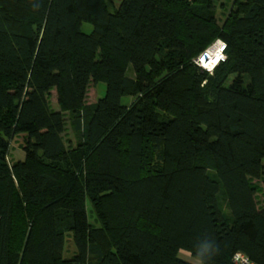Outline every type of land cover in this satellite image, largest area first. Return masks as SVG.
Instances as JSON below:
<instances>
[{
	"label": "trees",
	"instance_id": "trees-1",
	"mask_svg": "<svg viewBox=\"0 0 264 264\" xmlns=\"http://www.w3.org/2000/svg\"><path fill=\"white\" fill-rule=\"evenodd\" d=\"M217 1L0 0V264H264V0Z\"/></svg>",
	"mask_w": 264,
	"mask_h": 264
},
{
	"label": "rangeland",
	"instance_id": "rangeland-1",
	"mask_svg": "<svg viewBox=\"0 0 264 264\" xmlns=\"http://www.w3.org/2000/svg\"><path fill=\"white\" fill-rule=\"evenodd\" d=\"M222 1H223V3H222ZM231 1L232 0H219L215 3L217 6V16L219 17L220 20H222L224 18V16L228 13V10L230 9V6H231ZM113 2L116 5H118L120 3V0H113ZM222 4H225V5L222 6ZM81 30L83 32L90 33L93 30V25L89 22H83L81 25ZM198 57H196L194 59V61H196V59ZM128 75L131 77L134 76V72L132 71V69L128 70ZM106 87H107V85L105 82H99L97 85L91 86L89 91H88V94H87V102L93 103L96 100H98L99 98L103 97L105 95V92H106ZM49 100H50L52 108L55 110H59L60 106L58 104L57 92L55 89L51 92ZM122 100H123L124 104L130 103L132 101V96H130V95L124 96L122 98ZM69 116H70V113L67 114V117H69ZM67 122H68V119H67ZM65 138H66V140H68V142L75 141L74 140L75 137L72 134V131L69 127L67 129ZM24 141H25V139H24L23 134H18L12 139L10 152H9V161L10 162L24 158L25 153H24V150L22 147L24 144ZM255 182L258 184V186L261 189L258 196L263 198L264 197L263 196L264 195V183L261 180L260 181L256 180ZM89 218H90L91 222L94 223L95 216H94L93 210H92L90 205H89ZM95 224H97L96 221H95ZM74 251H75L74 242H73L72 238L68 237L67 242H66L65 255L70 256L73 254ZM185 254L188 255L187 253H185ZM183 255H184V253H183Z\"/></svg>",
	"mask_w": 264,
	"mask_h": 264
},
{
	"label": "built area",
	"instance_id": "built-area-1",
	"mask_svg": "<svg viewBox=\"0 0 264 264\" xmlns=\"http://www.w3.org/2000/svg\"><path fill=\"white\" fill-rule=\"evenodd\" d=\"M213 49L216 50L215 56H217V61L216 63H213L214 64L213 66L209 67L206 64L209 63L210 57L206 61L205 55H207L208 52ZM225 50H226V42L222 39H217L213 42V44L207 50H205L196 59L195 63L208 71H212L221 61H225L226 59ZM210 54L214 55V53L212 52ZM232 260L234 264H258L255 261H253L247 254L241 251L235 252L232 256Z\"/></svg>",
	"mask_w": 264,
	"mask_h": 264
},
{
	"label": "bare ground",
	"instance_id": "bare-ground-1",
	"mask_svg": "<svg viewBox=\"0 0 264 264\" xmlns=\"http://www.w3.org/2000/svg\"><path fill=\"white\" fill-rule=\"evenodd\" d=\"M214 53V55H211L210 53ZM216 55V50L215 49H213V50H210L209 52H208V54L207 55H205V59H206V61L208 60V58L210 57V59H209V63H207L206 65L207 66H213L214 64L213 63H216V61H217V56H215Z\"/></svg>",
	"mask_w": 264,
	"mask_h": 264
},
{
	"label": "crops",
	"instance_id": "crops-1",
	"mask_svg": "<svg viewBox=\"0 0 264 264\" xmlns=\"http://www.w3.org/2000/svg\"><path fill=\"white\" fill-rule=\"evenodd\" d=\"M222 3H223V1H222ZM188 255H186L185 253H184V257L187 259V260H189V261H191V262H198V261H196L193 257H191V255L189 254V253H187Z\"/></svg>",
	"mask_w": 264,
	"mask_h": 264
},
{
	"label": "water",
	"instance_id": "water-1",
	"mask_svg": "<svg viewBox=\"0 0 264 264\" xmlns=\"http://www.w3.org/2000/svg\"><path fill=\"white\" fill-rule=\"evenodd\" d=\"M206 58V57H205Z\"/></svg>",
	"mask_w": 264,
	"mask_h": 264
}]
</instances>
